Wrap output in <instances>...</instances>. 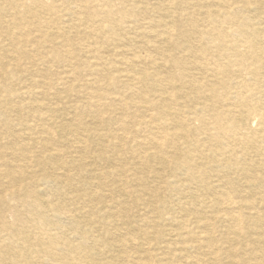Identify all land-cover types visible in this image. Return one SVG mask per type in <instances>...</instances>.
Listing matches in <instances>:
<instances>
[{"label":"bare ground","instance_id":"1","mask_svg":"<svg viewBox=\"0 0 264 264\" xmlns=\"http://www.w3.org/2000/svg\"><path fill=\"white\" fill-rule=\"evenodd\" d=\"M0 127V264H264V0H0Z\"/></svg>","mask_w":264,"mask_h":264},{"label":"rangeland","instance_id":"2","mask_svg":"<svg viewBox=\"0 0 264 264\" xmlns=\"http://www.w3.org/2000/svg\"><path fill=\"white\" fill-rule=\"evenodd\" d=\"M115 1V3L117 4V0H114ZM150 1H152V2H154L155 0H150ZM187 2H193V0H186ZM200 2L202 1V0H199ZM71 18V17H70ZM75 22H77V20L75 19ZM34 36H35V38L36 37H39L40 36V32L38 31H35L34 32ZM5 42H8V39L6 38V36L5 35H3L2 37H1ZM41 48V47H40ZM23 61V60H22ZM28 63L27 62H25V61H23V63H21V65L24 67H26L25 69H23V71H22V73H23V76L24 77H28L30 74H28V71L30 70V68L28 67V65H27ZM22 67V68H23ZM52 68H53V66H52ZM56 69V67H54V70ZM57 70L58 71H61V74L62 75H64V72H63V70H62V68H57ZM65 70V69H64ZM56 88H58V87H56ZM63 88H61V90H62ZM34 90H40L38 87H35L34 88ZM59 90H60V88H59ZM74 91H72V94L70 95V96H68L67 98H62V99H60L59 100V104L60 105H58V107L60 108H64V109H66V113L65 114H62V115H64V117L61 119V115H60V110L58 109V110H55V112H53V118H54V120H56L57 121V119L58 120H72L74 117H75V112H74V104L76 103V101H75V98H77V93H73ZM38 98H41V95H39L38 96ZM65 100V101H64ZM117 114V113H116ZM103 116H106V113H104L103 114ZM73 117V118H72ZM90 120H91V117L89 116V115H83L82 116V122L84 123V125H89L90 124ZM32 123H34L33 121H32ZM109 127V128H108ZM1 128V127H0ZM20 128H19V126H15L14 127V130L16 131V132H19L20 130H19ZM18 130V131H17ZM100 130H102V132H105V133H107L108 131H111V130H117V125H116V122H115V120L113 119L112 121H109V123L108 124H104V125H101L100 126ZM1 132H0V150L1 151H3V150H5V148L4 147H6V146H8V139H9V137L7 136V135H5L3 132H2V129L0 130ZM120 130H117L116 132H119ZM2 133V134H1ZM3 137V138H2ZM3 142V143H2ZM112 150L110 149V152H111ZM107 153H109V151L107 152ZM127 154V155H126ZM124 156H126L125 157V159L128 161V162H130L129 163V168L130 169H128V171L126 172V173H123V174H126V175H128V177H131L133 174L132 173H134V170H135V172H136V165L134 164V162H133V160H131V155L129 154V153H125V155ZM5 158H8L9 160H10V157L7 155V156H5ZM9 160H7V161H9ZM118 160H120V159H118ZM117 160V162H114L112 165H114V166H117V164L116 163H124V161L122 160H120V161H118ZM151 163H153L152 161H151ZM13 164V163H12ZM156 167H157V165H155ZM132 175H131V174ZM136 174L138 175V176H142V174H145V173H143V172H136ZM124 176H122V178H123ZM132 178V177H131ZM111 179V180H110ZM153 180H150V183H147L146 185L148 186V188H152V186H154V185H156V184H158V182H160L159 184H164V181H159L158 180V178H152ZM104 181H105V184H107V187L106 188H111V187H114L118 182H117V180H116V178L114 179V177L112 178V177H104ZM25 183V181H23V182H21L20 184L21 185H23ZM41 183V182H40ZM158 184V185H159ZM49 185V186H48ZM40 184L39 186H37V188H38V191H41L42 189H44L45 188V190H46V192L48 193V194H52L53 193V190L54 189H56V186H54V184ZM135 184H127V186H128V188L129 189H133L135 186H134ZM92 187V186H91ZM63 189H64V191L65 192H69V194H71V192H72V189H71V187L70 186H68V185H64V187H63ZM92 189H93V191L94 190H97V188H93L92 187ZM87 191V188H78V192H80L81 194H83V193H85ZM98 191V190H97ZM105 191V192H104ZM106 189H104V190H99L98 191V194H100L101 196H102V198H104V203L105 204H108L109 206L111 205L112 207H115V208H113L114 210L113 211H117V210H119V211H121L120 213L122 214H124L123 216L124 217H126L128 220H130V222H129V226L132 228V230L134 231V230H136V228H144V227H146V228H150V226L148 227V225H142L141 223L139 224L137 221H136V216H135V211L137 210L136 208L138 207V205H137V207H136V205L135 206H133L132 205V201H131V198L132 197H129L128 199L127 198H122V199H124V202H126V203H128L127 205L130 207V209L131 210H129L128 212H127V214L125 215V213L123 212V209L121 208V205H118V204H114V202H110V200H109V198L108 197H106L105 195V193H106ZM147 191H145V193H143V194H140V195H138L139 197L138 198H140V199H142V198H147L148 197V193H146ZM160 193L161 194H163L162 193V190H161V188H160ZM2 194H4V193H2ZM86 197V196H85ZM135 197V196H134ZM3 198H4V200H5V202L7 203L6 205H8V204H11L12 205V203H13V200H8L9 199V197L7 196V195H5V196H3ZM116 198V197H115ZM127 199V200H126ZM183 200V202H187L186 200V198H184V199H182ZM189 201H191L190 199H188ZM108 202V203H107ZM110 203V204H109ZM130 204V205H129ZM3 205V204H2ZM255 208H256V210L260 213V214H263L264 215V209L263 208H261V206H255ZM261 208V209H260ZM208 210H209V208H208ZM218 210V209H217ZM140 212H142V210H140ZM96 214H97V212H95ZM145 213L148 215L149 214V212H147V210H145ZM212 214L211 213V211L209 210L208 211V214ZM213 213H219L218 211H214ZM221 213V212H220ZM6 215H7V218L9 219V220H12L13 219V217H12V214L8 211V212H6ZM97 215H99L100 216V213H98ZM173 215L174 216H178V215H180V212H173ZM146 216V215H145ZM150 218H151V216L150 215H148ZM137 224H139V225H137ZM223 224H225V223H220L218 226H215V232L217 233V231H216V229H218V228H223ZM172 225L173 224H171L169 221H160V222H158L157 224H156V228H157V230H164V231H167L169 228H171L172 227ZM123 226V225H122ZM242 229L243 230H247L248 228H247V226H246V224L245 223H243V225H242ZM250 229V228H249ZM97 231H96V233H97V235H100V234H104V232H103V229L101 228V229H99L98 230V228L96 229ZM251 230H252V233L253 232H256L258 229H252L251 228ZM255 234H252V236H254ZM104 236V235H103ZM247 239V240H246ZM243 241L244 242H246V243H248L249 242V237H244V239H243ZM140 251H142V249L140 248ZM113 253H114V250H113ZM115 253H116V251H115ZM112 255V253H110V255L109 256H111ZM259 255H261V253H258L257 254V257H262V256H259ZM111 257H113V256H111ZM108 259H109V257H108ZM221 262L223 261L222 259L220 260Z\"/></svg>","mask_w":264,"mask_h":264}]
</instances>
